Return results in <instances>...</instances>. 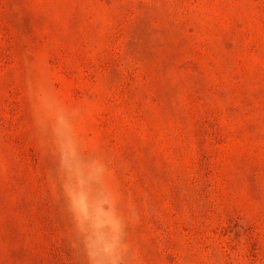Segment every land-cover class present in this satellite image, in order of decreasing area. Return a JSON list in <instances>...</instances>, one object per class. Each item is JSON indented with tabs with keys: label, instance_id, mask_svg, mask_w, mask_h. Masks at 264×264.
<instances>
[{
	"label": "rangeland",
	"instance_id": "obj_1",
	"mask_svg": "<svg viewBox=\"0 0 264 264\" xmlns=\"http://www.w3.org/2000/svg\"><path fill=\"white\" fill-rule=\"evenodd\" d=\"M117 238L123 264H264V0H0V264Z\"/></svg>",
	"mask_w": 264,
	"mask_h": 264
},
{
	"label": "clouds",
	"instance_id": "obj_2",
	"mask_svg": "<svg viewBox=\"0 0 264 264\" xmlns=\"http://www.w3.org/2000/svg\"><path fill=\"white\" fill-rule=\"evenodd\" d=\"M63 136V134H60ZM62 165L65 170L73 174L81 185L88 182H99L96 176L95 162L91 164H81L78 161L71 160L67 155L62 158ZM109 210V203L105 198L97 209L98 215L103 218V214ZM86 214V210H85ZM102 225L97 222L94 227L99 228ZM128 249L126 246L120 244L119 239H115L106 243L103 247L97 249L95 252H90L91 264H123L126 256H128ZM102 257V259H98Z\"/></svg>",
	"mask_w": 264,
	"mask_h": 264
}]
</instances>
